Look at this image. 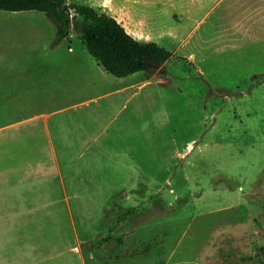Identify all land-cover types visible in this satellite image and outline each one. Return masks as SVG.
I'll list each match as a JSON object with an SVG mask.
<instances>
[{
  "label": "crops",
  "instance_id": "0c3cea01",
  "mask_svg": "<svg viewBox=\"0 0 264 264\" xmlns=\"http://www.w3.org/2000/svg\"><path fill=\"white\" fill-rule=\"evenodd\" d=\"M77 1L190 60L264 42V0ZM0 20V264H151L162 216L107 212L120 208L108 200L125 189L110 180L162 75L114 76L73 32L69 47L49 49L54 29L41 11L0 9ZM101 226L104 245L86 248Z\"/></svg>",
  "mask_w": 264,
  "mask_h": 264
},
{
  "label": "rangeland",
  "instance_id": "374dc122",
  "mask_svg": "<svg viewBox=\"0 0 264 264\" xmlns=\"http://www.w3.org/2000/svg\"><path fill=\"white\" fill-rule=\"evenodd\" d=\"M164 68L136 116L132 155L110 180L125 193L109 198L120 208L108 215L162 216L151 264H264V42L171 57ZM158 90L162 98L153 97ZM113 164L102 162L103 170ZM105 228L86 248L104 245Z\"/></svg>",
  "mask_w": 264,
  "mask_h": 264
},
{
  "label": "trees",
  "instance_id": "16d2710c",
  "mask_svg": "<svg viewBox=\"0 0 264 264\" xmlns=\"http://www.w3.org/2000/svg\"><path fill=\"white\" fill-rule=\"evenodd\" d=\"M67 5L72 14L60 10ZM6 11L38 10L54 29L48 44L53 49L65 42L69 47L74 32L87 52L110 74L124 77L142 71L147 78L166 72L164 64L171 57L183 58L151 40H137L108 13L77 0H0Z\"/></svg>",
  "mask_w": 264,
  "mask_h": 264
},
{
  "label": "water",
  "instance_id": "95a60500",
  "mask_svg": "<svg viewBox=\"0 0 264 264\" xmlns=\"http://www.w3.org/2000/svg\"><path fill=\"white\" fill-rule=\"evenodd\" d=\"M57 7L60 9V10H65L68 12V14L70 15V10L68 9L67 5L65 4L64 6H59L57 3H56Z\"/></svg>",
  "mask_w": 264,
  "mask_h": 264
}]
</instances>
